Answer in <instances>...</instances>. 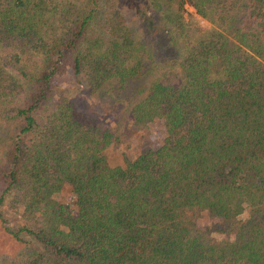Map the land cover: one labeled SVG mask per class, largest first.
Segmentation results:
<instances>
[{
	"label": "trees",
	"instance_id": "obj_1",
	"mask_svg": "<svg viewBox=\"0 0 264 264\" xmlns=\"http://www.w3.org/2000/svg\"><path fill=\"white\" fill-rule=\"evenodd\" d=\"M0 225L2 264H264V0H0Z\"/></svg>",
	"mask_w": 264,
	"mask_h": 264
},
{
	"label": "rangeland",
	"instance_id": "obj_2",
	"mask_svg": "<svg viewBox=\"0 0 264 264\" xmlns=\"http://www.w3.org/2000/svg\"><path fill=\"white\" fill-rule=\"evenodd\" d=\"M192 12V11H191ZM128 17V22L130 27L135 31V33L137 34L136 36L142 38L144 33V28L142 27V25L138 22V20L132 16L127 14ZM194 20H196L201 27L203 28H210V25L198 18V17H194ZM158 49V48H157ZM157 56H159L160 60L165 61L166 58L165 53H164V49L162 50H157ZM66 85V83L62 84V89L64 88V86ZM154 138H155V144H158V142L161 140V134H160V130L156 129L154 131ZM57 198L61 201H66L68 199V195L64 194V195H59L57 196ZM8 217H9V228L11 227H16L19 225L20 221L19 219L14 216L11 213H7ZM23 250V245L17 241H15L2 227V225H0V264H2L1 260H3L6 257H13L14 255L20 253Z\"/></svg>",
	"mask_w": 264,
	"mask_h": 264
}]
</instances>
